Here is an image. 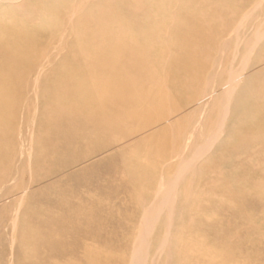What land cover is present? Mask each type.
Returning a JSON list of instances; mask_svg holds the SVG:
<instances>
[{
    "label": "rangeland",
    "instance_id": "1",
    "mask_svg": "<svg viewBox=\"0 0 264 264\" xmlns=\"http://www.w3.org/2000/svg\"><path fill=\"white\" fill-rule=\"evenodd\" d=\"M54 1L60 9L31 3L14 7L11 13L9 9H1L3 2L0 1V24L10 28L26 24L24 37L41 38L42 47L27 50L21 56L23 63L40 62L33 68L16 69L26 74L32 84H26L23 98L17 104L16 128L6 130L4 138H0V264H138L141 261L143 264H183L192 255L194 244L230 238L233 245H241L239 248L247 260L264 264V24L261 25L264 0H113L87 5L73 4L71 0ZM256 3H261V8L251 9ZM94 12L101 14L94 16ZM82 21L87 24L81 33L76 32L75 25ZM238 24L242 26L239 31ZM115 26L126 29V35L133 38L123 41L133 42L141 54L151 51L148 47L158 46L151 52L162 59L161 81H148L147 76L137 79L139 84L149 82L148 88L160 91L152 99L153 112L141 117L159 121L175 113L177 116L172 122L177 119L178 122L168 133H157L143 142L137 141L140 138L137 133L126 135L124 128L122 137L113 134L109 138L124 142V148L116 146L87 163L67 166L77 156L72 153H63L57 162H52L47 157L49 149L56 146L63 151V145H56L57 140L50 138L56 134L52 133L57 130L59 120L40 118L43 108L36 93L49 80L55 81L49 79L54 66L65 65L63 60L68 52L77 51L80 43H91L94 35L98 41L115 40L112 37L117 36L108 33ZM12 38L17 43L22 40L21 36ZM254 38L260 39L259 44ZM201 54L208 58L206 68L194 64ZM244 54L250 57L245 58ZM231 58L236 59L231 62ZM230 64L231 80L240 79L236 82L239 86L233 85L236 89L233 94L230 89L223 92L232 95L229 107H224L229 109L226 111L222 105L228 97L221 94L220 88L231 81ZM8 69L0 68V77L15 72ZM234 69L238 70L235 74ZM192 71H196L195 75ZM237 73L239 77H235ZM208 90H219L217 98L202 107L203 111L201 108L192 111L195 101ZM221 109L228 114L227 119L221 115L224 121L218 117L224 112ZM199 110L206 114H200ZM180 115L183 116L178 118ZM197 119H201L199 128ZM217 129H223V132L219 130L222 134ZM183 130L184 135L190 131L195 133L193 145L185 154V157L193 154L195 168L190 163L188 167H183L184 164H180L183 168L177 167L176 144H172ZM204 139L210 144L206 142V145ZM212 140H217L213 146ZM99 141L85 153L91 152L94 146L97 148L102 142ZM193 152H202L203 157ZM185 168H189L187 172ZM161 181L164 185L168 182L179 186L172 185L173 190L170 184L167 188L162 184L164 187L161 186L158 195L157 187L150 189L149 184ZM167 189L176 192L173 195L176 199L172 197L175 205L171 203L172 192L165 193ZM144 190L146 195L140 199L143 204L138 195ZM165 195L169 196L165 197L166 201L171 198L174 211L167 202L169 206H163ZM144 211L147 217L150 215L148 221L142 218ZM152 212H158L152 216L156 218L155 223L151 220ZM142 219L145 222L141 223ZM167 220H172L171 224ZM148 223L154 224L148 227ZM144 234L148 240L142 237ZM138 246L141 249L137 250Z\"/></svg>",
    "mask_w": 264,
    "mask_h": 264
},
{
    "label": "bare ground",
    "instance_id": "2",
    "mask_svg": "<svg viewBox=\"0 0 264 264\" xmlns=\"http://www.w3.org/2000/svg\"><path fill=\"white\" fill-rule=\"evenodd\" d=\"M0 1L3 2V4L1 5V9L3 8L4 11H7V9H9L10 13H11L10 9H12L14 7L19 8V7H23L24 5L26 6V5H29L32 3L30 0H0ZM71 1H72L71 3H73V4L78 3L81 5H85L86 3L95 4L98 1L102 2L103 4H107V3H111L113 0H89V1L88 0H71ZM55 2L56 1H54V0H36V2H33V3H39L40 5L41 4L42 5L47 4L49 7H54L57 10L60 9L59 7H56V4H58V3H55ZM259 2H260V0H259ZM259 5L256 3V5H255L256 7L254 6L251 9H253V8L256 9V8L261 6V5L260 6ZM30 7H31V5H30ZM251 12L249 13V17H250ZM101 13L107 14V12H104V11H102ZM101 13L100 12H94L93 15L98 16ZM245 15H244V17H245ZM244 17L242 19H244ZM246 20H248V19H246ZM246 20H245V22H246ZM102 23H104V21H102ZM241 23H242V21L240 22V24ZM84 24H87V23L82 21V23L75 25L76 32L81 33L82 32L81 30L84 27ZM240 24H238L239 26L237 25L239 27V29L236 27L238 31L241 29L240 27H242V26H240ZM263 24H264V22L261 23V25H263ZM25 25L26 24H23L22 26L19 25V26H15L13 28H10L9 26H5V25L0 24V34H1L0 35V68H2V69L3 68H9V69L15 71V72H13L12 75L9 74L6 77H0V138L1 139L4 138L2 136H4V134H6L5 133L6 130L11 131V129L13 130L14 128H16L15 124H16V121L18 119V114H17L18 113L17 112L18 106H17V104H19L20 100L23 98V92L26 89V84H28V83H29V85H30V83L32 84L30 79H29L30 82L27 80L28 78H27L26 74L18 73V72H16L17 71L16 69L19 68V70H20L21 67H23V69L33 68L34 66L37 65V63L40 62L38 60H33V61L28 60L25 63H23L21 60V56L24 55L27 50L32 51L33 49H36L38 46H40V39H41L38 37H35L33 39L32 38L29 39V38L24 37L23 33L25 30ZM72 26H74V25H72ZM121 28H118L115 26V28H113L111 32H108L110 34L114 33L115 36H117L115 38L112 37L113 39H115L113 41H109V40L98 41L97 40L98 37L96 38V36L94 35V36H92V38H90L91 43L86 44V43L82 42L79 44L77 51L68 52L70 54H67V57H65V59L63 60L64 61L63 64H65V65L54 66V73L49 79H54L55 81L50 82L51 80H49L45 84V86L42 89L40 88V90L36 93V95L38 96V99L40 100V104L42 105V108H43V111H42L40 118H42L43 121H45L47 119L48 120L49 119L50 120H56V121L59 120V123H58L59 125H57L58 126L57 130L54 133H52V134H55V133L56 134L51 136L50 138L57 140L56 145L62 144L63 145V151H60L56 146H54V148H52V149H49V153L47 154V157L52 162H57L59 160V158L63 155V153L64 154L65 153H70V154L72 153V154H76L77 156L74 158V160L72 162L68 163L67 166H69V164L78 165V164L87 163V162L91 161L93 158L98 157L99 155L115 148L116 146H118L119 148L120 147L124 148V147H122L124 145V142L119 141V139H118V141L116 140V142H115V140L113 141V138H115V137H113L112 139H109L111 135L113 136V134H115V135L120 134L124 130V128L126 129V132H125V134L127 133L126 135H132L133 133H137L136 136L140 137L139 139L136 138L137 141L143 142L145 139L151 138V137H153V135H156L157 133H160V132L168 133V131H169L168 129H170L174 123L178 122L177 121L178 119L176 121L172 122V119L177 116V115H175V113H172V114L164 117L163 119H161L159 121H147V120L143 119V117H141V116H144L143 115L144 113L148 114L149 112H153V109H155V105H154L152 99L157 97L158 95H156V94H159L160 91L157 89L148 88L149 82L146 84L145 83L139 84L137 79L140 77H143V76H147L149 78L148 81L153 82L154 79H159L161 81L162 74H161L159 69L163 65L162 59L156 54L153 55V53L151 52L153 50H157L158 46L156 48L154 46L148 47V49H151V51H148V52H145L144 54H141L140 52H138L136 50V46L133 44V42H132V44L131 43L128 44L127 41H125V40L123 41V39H128V38L131 39L133 37L126 35V32H125L126 29H121ZM235 31L233 30V33H235ZM238 31H236V33ZM258 32H257V34H258ZM260 33L261 32H259V34ZM231 34L232 33H230V36H231ZM237 35H238V33H237ZM263 35H264V33L262 32V37H263ZM14 36H21L22 40H19V43L14 42L13 38H12ZM125 36H128V37L125 38ZM228 38H226V39L228 40ZM259 40L260 39H258V38L256 40L254 38V41H256L257 43ZM254 41H253V44L256 43ZM229 45H230V43H229ZM147 46H151V45H147ZM254 46L256 47V45H254ZM219 51H220V49H219ZM224 51H225V49H224ZM249 51H250V49H249ZM89 52H91L93 54H91V53L89 54ZM236 54L238 55V53H236ZM236 54H235V56H237ZM218 55H219V53H218ZM232 55L234 56V54H232ZM244 55L247 56L245 58L250 57L248 54L247 55L244 54ZM168 56L169 55H167V57ZM220 56H223V53ZM220 56H219V58H220ZM245 58L243 57V59L241 61H244ZM42 59H43V57L41 58V60ZM221 59H222V57H221ZM234 60L232 61V58H231V62H234ZM207 62H208V58H206L205 55H202V54L199 55L198 57H196V59L194 60V64H197V66L198 65L203 66V68H206ZM213 62H215V61H213ZM220 63H221V61H220ZM66 64H68V65H66ZM217 64H219V63H217ZM221 64H219V65H221ZM215 66H216V64H215ZM214 67H212L211 70H213ZM230 67H231V64H230L229 68ZM237 67H239V66H237ZM218 68H217V72L219 70ZM235 71L238 72L237 69H234L233 70L234 74H235ZM195 72L192 71L191 72L192 75L193 74L195 75ZM231 72H232V70L230 68V72L228 74L229 75L232 74V78H233V73H231ZM241 72H242V70L240 71V73ZM240 73H237V76H235V77H239ZM215 74H217V73H215ZM3 75L5 76V74H3ZM212 76L215 77L214 72H213ZM212 76H210L211 82H212V78H211ZM228 78L231 80V75ZM239 79L240 78H237V79L234 78L231 81L226 80V82L227 81L228 82L226 84L224 83L221 85L220 89L223 90L221 94L223 96L225 95V97L227 95V97H228V98H225V97L221 96V98H225V102L228 99L227 103H225V102H224L225 104L223 103V105H222L223 109H225L224 107H227V106L229 107L230 104H228V102L232 96V95L229 96L228 93H223V92H226L227 90L230 89L232 93L230 91H228V92L233 94L234 90H236V89H234L233 85L236 82H238ZM152 82H150V83H152ZM208 83H206V84H208ZM167 84H168V81H167ZM238 84L236 83V87ZM206 86H205V88H206ZM23 87H25V88H23ZM214 88H215V86H214ZM218 91L213 90L210 92L208 90L207 93H204L200 99H197L195 101L194 109L192 111H195V110L200 109V108L203 111V108L208 106L210 101H213L215 98H217ZM152 94H153V96H152ZM222 101H223V99L221 100L220 103H222ZM224 105H226V106H224ZM32 107H34V106H32ZM35 107H36V105H35ZM213 108H215V107H213ZM220 108H221V104H220ZM220 108H218V109H220ZM223 109H221V110H223ZM207 110H208V107H207ZM225 110L227 111L229 109L226 108ZM202 111H200V114L205 113V111L204 112H202ZM226 111H224L225 113L221 111L222 113L220 114V116L218 115V117H221V115H225ZM202 115H199V116H202ZM227 115H225L224 119H227ZM181 116H183V115H180L178 118H180ZM222 117H224V116H222ZM51 118H53V119H51ZM224 119H223V121H224ZM194 120H195V116H194ZM199 120H198L199 122H196V123H198L196 125L197 128H199L198 126H200L199 124L201 122V119H199ZM220 121H222V120H220ZM220 121H219V123H221ZM202 122H203V120H202ZM204 123L206 124L207 122H204ZM208 123L210 124L209 121H208ZM215 123H218V122H215ZM223 124H224V122H223ZM128 125L129 126L131 125L132 128H126ZM135 125H137L138 127L135 128ZM140 126H143V127L140 128ZM216 126H217V124H215V127ZM219 126L221 127V124ZM208 129L210 130L209 127H208ZM193 130H194V128H193ZM219 130H221V129H219ZM219 130L217 129L216 131L218 132ZM194 131H197V129L195 128ZM192 132L190 131V133H187L186 135H184V130L179 132L180 135L178 136L179 137L178 140L172 144V146H174V144H176V150H174V151H175V155L178 157V166L177 167H179L183 164L185 165V166L183 165V167H188L186 165H188L190 163V165L194 164V167L193 166L192 167L195 168L196 162H193V164H192V161H195V159H193L194 156H192L193 154H191V156L185 157L186 151L190 150V148L193 145L195 133L193 132L194 133L193 134ZM49 134H51V133H49ZM121 134H120V136H121ZM171 134H172V132H171ZM220 134H222V133L220 132ZM220 134H219V137L221 136ZM212 135H216V134L215 133L213 134V132H212ZM216 136H215V138H216ZM43 137L47 138V136L46 137L43 136ZM219 137H217V138H219ZM96 140H100L103 143L99 141L101 144L100 145L98 144V146H96L97 148H94L95 147L94 146L93 150H92L93 152L91 151L89 153H85V151H88V149H90V147L96 142ZM217 140H215V142ZM204 141H205V139H204ZM208 141L209 140L205 141L204 143L207 142L210 144V141L209 142ZM215 142L214 141L211 142L212 146H213V143H215ZM207 143H206V145H207ZM96 144H97V142H96ZM96 144H94V145H96ZM124 146H126V145H124ZM212 146L210 145V147H212ZM198 148H199V146H198ZM198 148L196 149L197 151L199 150ZM209 150H208V152H209ZM1 151H2V148H0V153H1ZM79 152H80V154H79ZM205 152H206V150L203 151V153H205ZM193 153L195 154L196 152H193ZM201 153H200V155H201ZM202 155H201V157H203ZM37 158H38L37 159V164H38V161L40 162V159H39V157H37ZM195 158H197V157L195 156ZM1 164L5 165L3 163H1ZM7 167H8V165H7ZM7 167H6V170H9L10 167L9 168H7ZM183 167L181 166V168H183ZM2 168H4V166ZM188 169H186L185 171L187 172ZM179 170H181V169H179ZM0 171H1V169H0ZM182 173H184V172L182 171ZM3 176L5 178L6 175L4 174ZM178 180H182V179L178 178ZM162 182L163 181L158 182V183L153 182L152 184H149L150 189H153V188L156 189V187H157V193L159 195V189L160 188L162 190V187H164V186L166 187V185L168 186L169 184L171 185V183L168 184V182H167V184L165 183L166 185H164ZM172 185H171V188L173 186L174 187L179 186V184L173 185V186ZM174 187H173V190H174ZM168 188H170V187H168ZM175 190H177V189L175 188ZM145 191L146 190L143 191L144 193L142 192V193H139V195H138V199H139L140 203H143L142 200H140V199L145 197V195H146ZM171 192H172V195L170 194ZM188 192H190V194H191L190 190ZM165 193L166 194L169 193L171 195V198L173 197L174 199H176V197L173 196L174 194L176 195V192L173 193L172 190L167 189V192H165ZM162 195H164V194L162 193ZM185 196H186V194H185ZM165 197L168 199L169 196L165 195L163 197V200ZM188 197H187V199H189ZM166 198L164 200L165 203L163 202V206L165 204L169 203V205H171L173 207V209L171 206H169L168 204L167 205L170 207L171 210L174 211V209H175L174 208L175 206H173V205H175L173 203L174 199L172 198L173 200H171L172 201L171 203L173 204L172 205L170 203L171 198H169L168 201H166L167 200ZM185 200H184V202H185ZM163 206L161 208H163ZM170 209H169V213H170ZM148 210L149 209L147 208V211ZM147 211L143 212L144 216L142 218L145 217V218H147V221H148V218L150 217V215H149V217H147V215H145V213H147ZM173 211H171V212H173ZM154 214H155V212L151 215L152 221L154 219H155L154 221H156V218H154V219L152 218V216ZM156 214L158 215V212ZM156 214L154 216H157ZM168 215H170V214H168ZM170 217H171V215H170ZM170 217L168 216L167 219H169ZM159 218L160 217H158V219ZM171 219H172V217H171ZM169 220H167V221H169ZM142 221H143V219L141 220V223L145 222V221H143V222ZM152 221H150V222H152ZM171 221H169L170 224H171ZM60 222H62V221H60ZM144 224L141 226H144ZM153 224H150V225H153ZM150 225L148 223L147 226L149 227ZM168 225H166V226L168 227ZM147 226L144 227V228H146V230L149 229V228H147ZM165 228H163V230ZM146 230L144 229V231H146ZM150 230H152V229H149V232L153 233V231H150ZM167 230H169V228ZM140 231H141V229H140ZM150 233H149V235H150ZM163 233H164V231H163ZM145 234L142 237H144L145 240H148V239H146L147 236ZM144 238H141V239H143V241H145ZM230 240H232V239L230 238ZM230 240L214 242V243H205V244H200V245H198L199 242L197 244H194V246H193L194 249H193V247H191L192 248V251H191L192 255L189 256L188 258L186 257V259H184L183 264H256L255 263L256 261H249L246 258L247 256L243 255L244 251L239 248L241 245L240 246H238V244L233 245V243H231ZM144 244H146V243H144ZM147 244H149V242ZM165 244H167V243H165ZM143 245H141V246H143ZM147 246L149 247V245H147ZM169 247L170 246H168V249H169ZM255 247H256V245H255ZM161 248L164 249L163 246ZM139 249H141V247H139L137 250H139ZM135 250L136 249H134V252L137 251V250L136 251ZM144 251L146 253V250H144ZM168 251H170V250H168ZM247 251H248V249H247ZM161 252H164V251H161ZM166 252H167V249H166ZM250 253H252V252H250ZM128 254H129V252H128ZM133 254H134L133 257L138 259V257L135 256V253H133ZM155 257H157V256H155ZM159 257L160 256L158 255V258ZM137 259H136V261L138 262L139 259L138 260ZM150 259H151V256H150ZM159 261H160V259H159ZM139 263L143 264L142 261L138 262V264ZM154 264H155V262H154ZM160 264H161V262H160Z\"/></svg>",
    "mask_w": 264,
    "mask_h": 264
}]
</instances>
